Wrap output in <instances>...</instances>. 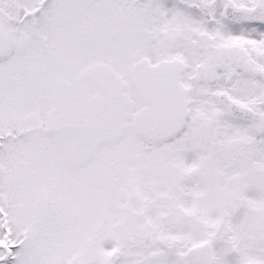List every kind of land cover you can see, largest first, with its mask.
Returning <instances> with one entry per match:
<instances>
[{
  "label": "snow or ice",
  "instance_id": "1",
  "mask_svg": "<svg viewBox=\"0 0 264 264\" xmlns=\"http://www.w3.org/2000/svg\"><path fill=\"white\" fill-rule=\"evenodd\" d=\"M0 264H264V0H0Z\"/></svg>",
  "mask_w": 264,
  "mask_h": 264
}]
</instances>
